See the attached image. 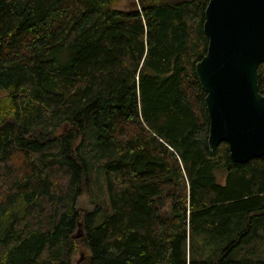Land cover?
Instances as JSON below:
<instances>
[{
	"label": "trees",
	"instance_id": "16d2710c",
	"mask_svg": "<svg viewBox=\"0 0 264 264\" xmlns=\"http://www.w3.org/2000/svg\"><path fill=\"white\" fill-rule=\"evenodd\" d=\"M207 1L0 0V264H264V154L207 145Z\"/></svg>",
	"mask_w": 264,
	"mask_h": 264
},
{
	"label": "water",
	"instance_id": "95a60500",
	"mask_svg": "<svg viewBox=\"0 0 264 264\" xmlns=\"http://www.w3.org/2000/svg\"><path fill=\"white\" fill-rule=\"evenodd\" d=\"M202 30L207 45L195 72L205 92L207 145L214 151L224 142L230 160L244 163L264 154V94L258 91L264 0H208ZM77 226L73 237L80 238L82 224Z\"/></svg>",
	"mask_w": 264,
	"mask_h": 264
},
{
	"label": "rangeland",
	"instance_id": "374dc122",
	"mask_svg": "<svg viewBox=\"0 0 264 264\" xmlns=\"http://www.w3.org/2000/svg\"><path fill=\"white\" fill-rule=\"evenodd\" d=\"M63 130H66V128L63 127V124H60V127L58 128L57 132H61ZM220 178L222 179V176ZM98 190H99V192L102 193L101 196H103L104 188H103L102 177L100 174H99L97 183L95 182V184L91 185V188L88 192L83 193L82 195H80L78 197V199L76 201L77 208H79L81 211L92 210L95 206L93 198L98 194ZM97 200H99V199H97ZM81 253L85 255L86 249L82 246H79L73 255V260L78 258Z\"/></svg>",
	"mask_w": 264,
	"mask_h": 264
}]
</instances>
